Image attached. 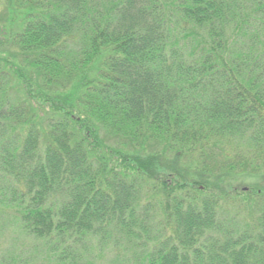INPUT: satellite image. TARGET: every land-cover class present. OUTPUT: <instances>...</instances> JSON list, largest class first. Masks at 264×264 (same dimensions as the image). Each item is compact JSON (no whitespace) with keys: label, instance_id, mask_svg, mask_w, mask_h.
Wrapping results in <instances>:
<instances>
[{"label":"trees","instance_id":"trees-1","mask_svg":"<svg viewBox=\"0 0 264 264\" xmlns=\"http://www.w3.org/2000/svg\"><path fill=\"white\" fill-rule=\"evenodd\" d=\"M0 213L54 264H264V0H0Z\"/></svg>","mask_w":264,"mask_h":264},{"label":"rangeland","instance_id":"rangeland-1","mask_svg":"<svg viewBox=\"0 0 264 264\" xmlns=\"http://www.w3.org/2000/svg\"><path fill=\"white\" fill-rule=\"evenodd\" d=\"M41 243L24 236L7 214L0 213V264H54ZM86 251V259L79 264H115L110 246H97L96 252L88 254Z\"/></svg>","mask_w":264,"mask_h":264}]
</instances>
